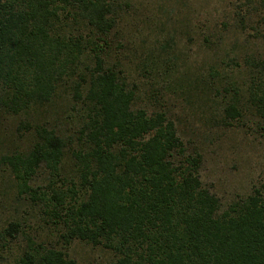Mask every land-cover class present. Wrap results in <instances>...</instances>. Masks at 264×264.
Instances as JSON below:
<instances>
[{"label": "trees", "instance_id": "16d2710c", "mask_svg": "<svg viewBox=\"0 0 264 264\" xmlns=\"http://www.w3.org/2000/svg\"><path fill=\"white\" fill-rule=\"evenodd\" d=\"M225 1L231 31L264 45V0ZM131 3L0 0V206L32 209L0 220V248L17 247L14 264H77L73 242L106 250L108 264H264V182L224 201L195 144L166 111L136 105L112 59ZM168 44L158 50L170 60ZM222 58L185 81L229 96L219 122L252 110L264 123V50L247 53L239 86ZM160 68L149 73H171Z\"/></svg>", "mask_w": 264, "mask_h": 264}, {"label": "rangeland", "instance_id": "374dc122", "mask_svg": "<svg viewBox=\"0 0 264 264\" xmlns=\"http://www.w3.org/2000/svg\"><path fill=\"white\" fill-rule=\"evenodd\" d=\"M133 3L119 23L124 47L116 50L112 59L119 58V69L134 90L136 105L166 111L185 141L195 144L196 152L204 161L205 182H214L224 201L243 195L251 186L263 184L264 123L260 122L263 120L250 110L241 120L228 125L219 122L221 110L215 108L218 109L220 103L223 105L222 100L229 96L224 95L223 99L222 88L217 87V94L212 91L207 94L208 98L204 91L200 92L195 84L188 85L185 79L189 73L204 76L206 70L200 69L217 64L226 56L238 66L231 64L229 81L239 86L246 79L243 61L247 53L261 56L264 45L252 40V35L231 31L225 21L230 14L225 0H133ZM257 28L261 27L257 24ZM247 36L249 43H245ZM204 37L213 44L204 46ZM165 42L170 43V60L158 50ZM153 63L160 64V73L166 67L172 68L169 76L162 79L156 73H149ZM6 201L0 206L1 221L32 211L23 203L15 204L8 198ZM35 222H30L25 229L26 236H33L44 227L41 218ZM45 236V240L51 239L48 234ZM1 243L6 245L7 242ZM13 246L16 247L11 244L10 249L0 248L1 264H14L17 250L13 251ZM67 253L77 264H108L113 259L106 250L79 242L69 245Z\"/></svg>", "mask_w": 264, "mask_h": 264}]
</instances>
